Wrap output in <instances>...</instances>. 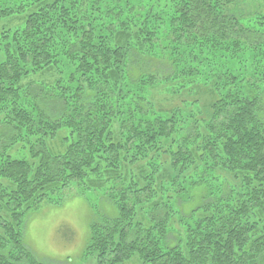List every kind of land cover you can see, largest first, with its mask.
<instances>
[{
	"label": "trees",
	"instance_id": "16d2710c",
	"mask_svg": "<svg viewBox=\"0 0 264 264\" xmlns=\"http://www.w3.org/2000/svg\"><path fill=\"white\" fill-rule=\"evenodd\" d=\"M15 15L0 264H46L26 216L73 185L100 195L83 251L97 264H264V0H0V22ZM201 84L217 96L195 106ZM160 138L170 162L144 163Z\"/></svg>",
	"mask_w": 264,
	"mask_h": 264
},
{
	"label": "rangeland",
	"instance_id": "374dc122",
	"mask_svg": "<svg viewBox=\"0 0 264 264\" xmlns=\"http://www.w3.org/2000/svg\"><path fill=\"white\" fill-rule=\"evenodd\" d=\"M23 19L22 16L15 15L1 21L0 26L15 27ZM52 77L51 73H46L45 75H37L34 80L49 81ZM199 87V94L194 90L189 95V99L195 103V106H202L204 103L216 99L217 95H213L212 87L204 84L199 85ZM173 103L180 107L182 104V102L181 104L178 103L177 100ZM164 142L171 143V140L160 138L156 144L160 155H154V151L151 155L146 151L142 161L149 163L156 160L168 165L170 158L163 154V149L166 147ZM9 153L17 158L26 155L23 150L9 151ZM65 193H67V197L62 205L41 204L27 214L23 233L25 247L38 260L46 264H97L94 254L83 255V251L87 244L89 224L94 219L95 211L92 209H94L95 203L97 206L100 203L99 192L93 190L86 193L90 204L84 196L78 194L80 193L79 186L73 185ZM104 205L107 206L106 203Z\"/></svg>",
	"mask_w": 264,
	"mask_h": 264
}]
</instances>
